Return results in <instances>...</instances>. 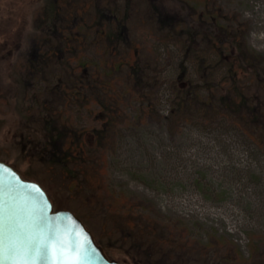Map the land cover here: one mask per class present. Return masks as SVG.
<instances>
[{"label":"rangeland","instance_id":"374dc122","mask_svg":"<svg viewBox=\"0 0 264 264\" xmlns=\"http://www.w3.org/2000/svg\"><path fill=\"white\" fill-rule=\"evenodd\" d=\"M152 2L0 0V160L123 264H264V136L233 101L264 104V0ZM50 133L103 168L102 202L23 149ZM112 193L144 235L111 237Z\"/></svg>","mask_w":264,"mask_h":264},{"label":"water","instance_id":"95a60500","mask_svg":"<svg viewBox=\"0 0 264 264\" xmlns=\"http://www.w3.org/2000/svg\"><path fill=\"white\" fill-rule=\"evenodd\" d=\"M0 232L3 244L20 253L7 264H123L109 256L78 214L55 209L39 182L23 177L4 160H0ZM41 235L47 238L42 258H35L34 245L25 255L30 241ZM62 243L67 246L61 248Z\"/></svg>","mask_w":264,"mask_h":264},{"label":"trees","instance_id":"16d2710c","mask_svg":"<svg viewBox=\"0 0 264 264\" xmlns=\"http://www.w3.org/2000/svg\"><path fill=\"white\" fill-rule=\"evenodd\" d=\"M153 5L157 11L158 18L160 21L166 18H174V14L169 12L167 8L160 7L156 0H152ZM2 18L0 19V24ZM2 30V28H0ZM118 32H123V26L118 27ZM1 33V32H0ZM4 33V30L2 31ZM2 35V34H1ZM208 37L214 38L212 35L208 34ZM35 40L39 43V34L35 35ZM133 42H130V48L133 46ZM2 46V45H1ZM134 56L131 53L130 57L127 59L128 62H132ZM85 62V61H84ZM86 63V62H85ZM226 100L231 101V97L226 95ZM236 103H243L248 106V111L251 113L253 120L247 124L245 130L252 135H257L259 137L264 136V104L260 102H252L249 104V100L242 96L239 100H233ZM186 105V101L183 102ZM48 132V131H47ZM50 137L47 140H39V142H31L33 147V152H31L30 144H22L23 149H28L31 155L39 156V159L45 160L46 162H52L53 164L60 165L63 170L67 181L69 182V188L76 186V194L80 195L85 201L100 203L103 201L102 188L104 185V177L102 176L103 168L97 169L94 167L92 162L87 166H83L81 163V158L75 153H77L76 148L67 147V144H62L58 141L61 138V134L57 133L53 135L50 133ZM39 150L37 152V147ZM70 148V149H69ZM25 150V151H26ZM33 153V154H32ZM76 165L74 167L73 165ZM79 164L81 165L80 167ZM78 167V172H75ZM106 212L108 213V219L112 223L111 237L117 233H120L121 239L126 241L130 238L144 235L143 230L137 228L136 223L132 219L129 204H127V199L123 194L116 195L112 193L110 197H106L105 204ZM128 205V206H127ZM130 207V206H129ZM83 216V215H82ZM83 218H85L83 216ZM97 241L102 244L106 252L112 253L114 249V244L104 241V236L100 235L97 237ZM110 255V254H109Z\"/></svg>","mask_w":264,"mask_h":264},{"label":"snow or ice","instance_id":"6c2138e0","mask_svg":"<svg viewBox=\"0 0 264 264\" xmlns=\"http://www.w3.org/2000/svg\"><path fill=\"white\" fill-rule=\"evenodd\" d=\"M4 240V235L3 232H0V264H7V261L9 259H15L18 255H20L18 249L15 246L8 247L3 244ZM47 243V238L46 236L41 235L38 238H33L30 241V248L28 250H25V255L27 251L32 250L31 245H34V253H35V258L38 260L42 258L44 254V248L45 244ZM66 244H61V248L66 247ZM63 252H61V259H63ZM30 258V257H29ZM84 257H81L83 259ZM66 264H71L70 261L66 262Z\"/></svg>","mask_w":264,"mask_h":264}]
</instances>
